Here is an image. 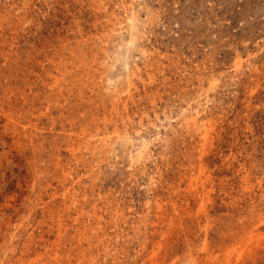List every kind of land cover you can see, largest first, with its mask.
Wrapping results in <instances>:
<instances>
[{
    "label": "rangeland",
    "instance_id": "obj_1",
    "mask_svg": "<svg viewBox=\"0 0 264 264\" xmlns=\"http://www.w3.org/2000/svg\"><path fill=\"white\" fill-rule=\"evenodd\" d=\"M0 264H264V0H0Z\"/></svg>",
    "mask_w": 264,
    "mask_h": 264
}]
</instances>
